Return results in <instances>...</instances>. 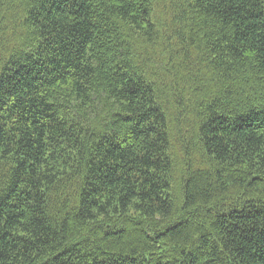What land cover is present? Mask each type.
<instances>
[{"label": "trees", "instance_id": "1", "mask_svg": "<svg viewBox=\"0 0 264 264\" xmlns=\"http://www.w3.org/2000/svg\"><path fill=\"white\" fill-rule=\"evenodd\" d=\"M0 264H264V0H0Z\"/></svg>", "mask_w": 264, "mask_h": 264}]
</instances>
